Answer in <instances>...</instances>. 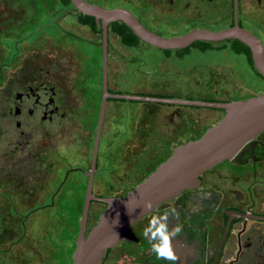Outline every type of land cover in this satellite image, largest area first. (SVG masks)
<instances>
[{"label": "flooded vegetation", "instance_id": "flooded-vegetation-1", "mask_svg": "<svg viewBox=\"0 0 264 264\" xmlns=\"http://www.w3.org/2000/svg\"><path fill=\"white\" fill-rule=\"evenodd\" d=\"M119 1L129 8H115L129 10L144 27L143 19L152 21L173 12L185 19L187 11L197 20L179 34L165 36L155 32L165 37L208 29L206 24H199L200 19L208 16L206 11L218 2V8L227 12L228 23L217 30L234 24V0H223L224 5L222 0ZM137 1L142 4H136ZM247 1L252 2L259 16L264 13V0ZM241 2L237 0L238 25L252 32L264 46V39L244 26ZM67 9L76 15L80 25L87 26L78 21L79 13L73 7ZM6 10L0 8L1 13ZM149 11L151 18L146 20L143 13ZM58 28L71 37V33ZM52 35L46 30L29 32L24 40L36 38L39 47L36 72L25 75L13 89L0 86V264H74L83 209L87 207L83 230L86 237L106 207L101 199L122 196L144 179L136 182L140 159L157 162L154 166L146 165L149 174L171 155L174 147L199 138L225 113L220 107L169 104L168 109L157 111L155 126L138 125V130L123 127L105 151H100L98 144L92 168L95 131L88 153V127L76 119V103L83 89L77 87L79 82L69 70L71 56L54 50L56 39ZM119 44L126 52L119 71L120 87H131L135 79L145 75L160 74L155 68L150 71L144 67V54L155 46L143 41L135 46L121 41ZM190 46L169 53L157 48L163 57L150 60L157 59L169 66L163 74L172 71L173 63L185 61L202 74L213 71L222 78L225 74L234 76L239 84L250 80L251 85H243L245 88L239 93L249 94L252 91L246 89L263 86L264 77L251 56L250 62L244 52L236 50L240 47L237 43L220 41L206 47ZM188 48L207 56L196 60ZM2 76L0 81L6 79L4 72ZM108 91L126 94L115 87L108 86ZM129 91L133 95L145 93ZM246 98H233L228 89H214L208 97L198 100L226 103ZM113 188L123 193L106 194V190ZM169 209L173 211L170 227L180 228L172 241L177 257L174 264H264V131L231 158L204 171L195 188L183 190L132 225L127 238L108 249L98 264H170L155 255L143 236L151 216Z\"/></svg>", "mask_w": 264, "mask_h": 264}, {"label": "rangeland", "instance_id": "rangeland-1", "mask_svg": "<svg viewBox=\"0 0 264 264\" xmlns=\"http://www.w3.org/2000/svg\"><path fill=\"white\" fill-rule=\"evenodd\" d=\"M85 1L104 8L127 7L119 0ZM254 1L257 3V0ZM218 3L212 10L206 11L208 16L204 15L201 17L199 24H206L205 26L208 29L217 30L228 23L227 12L225 9H219ZM241 3L244 26L255 31L264 39V13L259 16L251 1L242 0ZM136 4L141 5L142 1H137ZM221 4L224 5L223 0ZM4 7L8 11L0 12V78L3 77L4 72L6 79L0 81V86L13 89L19 84L20 79L22 83V78L25 75L36 72V47L38 46L36 38L26 40L24 38L33 30L50 31L56 39L54 41L56 44L54 50L56 52H64V54L66 52V54L71 56L72 60L69 64H72H70L72 69L70 68L69 70H72L74 78L79 82L77 87L83 89L81 92L83 95L79 97L76 103L78 106L76 119L85 123L88 127L86 133L89 141L88 153H91L95 131V115L97 117L96 111L100 105L102 94L101 33H96L89 27L80 25L76 20V15L68 12L67 8L70 7L61 4L59 0H0V8ZM133 12L140 17L136 11ZM143 14L147 20L146 17L151 18L150 15L152 13L149 11ZM191 15L190 12L185 11L184 19L179 17V13L173 12L171 15L164 14L155 17L152 21L147 20L146 22L143 19L142 22L152 31L168 36L188 30V26L193 21H197ZM59 26L71 33V37L69 36L70 34L62 33L58 28ZM119 41L118 35L108 31L107 77L109 89L115 87L122 92L125 90L126 94L131 95L133 94L129 90L136 89L147 92L143 94L144 96L191 100L204 99L214 89H228L233 98L240 96L250 97L264 92L263 84V86L258 88L246 89L252 91L249 94L239 93V91L244 90L245 87L243 85H251L250 80L239 84L234 76L225 74L222 78L215 76L213 71L202 74L185 61L173 63L171 66L172 71L163 74L168 70L169 66L157 61L158 58L163 57V53L155 47H149L146 55L144 54L143 60L146 61L144 67L150 71L155 68L156 72L160 74L154 76L151 74L145 75L135 79L131 87H120L121 83L118 81V77L121 79L122 77L119 71L123 67L122 57L126 52H122L123 49H121ZM188 49L191 57L196 60L201 61L207 56L201 53H194L191 48ZM135 55L136 57L138 56L137 54L132 56ZM155 56L157 59L151 61L150 58ZM59 58L58 56L57 59ZM3 64L7 66L2 67ZM181 68H184V70ZM23 83L25 84L26 81ZM169 107V104L158 102L126 101L122 99L108 100L99 140L100 151H105L108 147H111L116 141V138H114L115 133L121 131L123 127L138 130V125L141 127L143 124L150 127L155 126L157 123V111L159 109H168ZM156 163V161H149L147 158L140 159L137 163L136 182L148 175V171L145 168L147 164L155 165ZM117 189L106 190V194L118 193L120 190L118 191Z\"/></svg>", "mask_w": 264, "mask_h": 264}, {"label": "water", "instance_id": "water-1", "mask_svg": "<svg viewBox=\"0 0 264 264\" xmlns=\"http://www.w3.org/2000/svg\"><path fill=\"white\" fill-rule=\"evenodd\" d=\"M69 1L77 13L93 17L97 30H101L102 94L95 128L92 168H94L108 99L220 107L225 110L224 115L208 127L199 138L174 147L171 155L160 162L130 191L122 196L101 199L106 207L86 237L83 230L87 207L83 209L81 230L73 253L74 264H98L108 249L127 238L132 225L161 203L178 196L183 190L195 188L204 171L231 158L256 135L264 131V92L226 103L110 93L107 77L108 26L113 22L121 21L141 41L164 50L184 49L198 41L220 42L235 39L249 48L252 61L263 77L264 46L252 32L238 25L237 0H234L232 26L217 31L194 29L171 37L150 31L127 9L103 8L85 0ZM144 201H150L152 207L144 208Z\"/></svg>", "mask_w": 264, "mask_h": 264}, {"label": "clouds", "instance_id": "clouds-1", "mask_svg": "<svg viewBox=\"0 0 264 264\" xmlns=\"http://www.w3.org/2000/svg\"><path fill=\"white\" fill-rule=\"evenodd\" d=\"M144 208H151L150 201H144ZM173 215L171 209L151 216L143 228V236L148 240L151 250L158 258L174 264L177 257L172 247V241L180 232L179 227H170L169 217Z\"/></svg>", "mask_w": 264, "mask_h": 264}, {"label": "trees", "instance_id": "trees-1", "mask_svg": "<svg viewBox=\"0 0 264 264\" xmlns=\"http://www.w3.org/2000/svg\"><path fill=\"white\" fill-rule=\"evenodd\" d=\"M59 2L65 6L72 7L69 0H59ZM78 21L82 24L87 25L94 32H96V33L100 32L96 28L95 19L93 17L83 15V14H78ZM109 32H112V33H115L116 35H118V37L120 38V41L123 44L128 45V46H135L137 43L141 42V40L123 22L111 23L109 25ZM227 41L237 43L240 47L237 48L236 50L244 52L251 62L250 51H249V48L245 44H243L242 42L235 40V39L227 40ZM210 44H211V42L198 41V42L193 43L191 46H198L199 45L202 47H206V46H209ZM176 51H178V50H176ZM164 52L169 53L170 50H164ZM112 100H117V99H112ZM98 111H99V107L97 108V111H96L97 117H98ZM97 117L95 115V124L97 122Z\"/></svg>", "mask_w": 264, "mask_h": 264}, {"label": "crops", "instance_id": "crops-1", "mask_svg": "<svg viewBox=\"0 0 264 264\" xmlns=\"http://www.w3.org/2000/svg\"><path fill=\"white\" fill-rule=\"evenodd\" d=\"M132 92H136V93H138L139 91L135 89V90H132ZM145 93H147V92H145Z\"/></svg>", "mask_w": 264, "mask_h": 264}]
</instances>
